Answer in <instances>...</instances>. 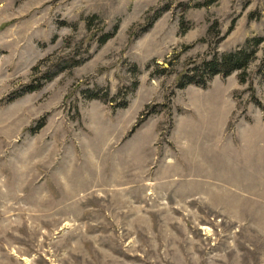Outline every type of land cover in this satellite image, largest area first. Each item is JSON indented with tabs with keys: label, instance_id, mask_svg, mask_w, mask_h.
I'll return each mask as SVG.
<instances>
[{
	"label": "rangeland",
	"instance_id": "1",
	"mask_svg": "<svg viewBox=\"0 0 264 264\" xmlns=\"http://www.w3.org/2000/svg\"><path fill=\"white\" fill-rule=\"evenodd\" d=\"M206 1L0 0V264H264V0Z\"/></svg>",
	"mask_w": 264,
	"mask_h": 264
},
{
	"label": "trees",
	"instance_id": "2",
	"mask_svg": "<svg viewBox=\"0 0 264 264\" xmlns=\"http://www.w3.org/2000/svg\"><path fill=\"white\" fill-rule=\"evenodd\" d=\"M215 0H207L206 3L214 2ZM162 12L161 9H157L153 15H146V24L142 28V30H146L149 28L154 19L160 15ZM92 17L87 19L89 22ZM89 24V23H88ZM217 21H214L213 25H216ZM180 25H183V21H181ZM212 25V26H213ZM117 28V25H114L111 29H103L101 28V32L97 37V44H104L109 38H111ZM211 29V27H210ZM262 37H253L250 38L246 45L242 48H238L235 50L226 51L223 53H218L214 51L210 56L207 57H197L188 60V66L177 76L176 79V88H184L189 84H193L202 88H206L208 86V82L212 79L213 76L220 74L222 76H227L231 74L233 71H239L238 73V81L240 83H244L247 81V72L246 67L249 62L254 58L257 46L262 42ZM81 61H75V65H78ZM262 64H264V55L262 58ZM37 68V67H36ZM62 68V67H61ZM62 69H57L53 72L47 73L43 78L44 82L51 79V77L57 74ZM165 70L164 67L159 68L160 72ZM42 85V83H38L37 85H33L32 83L25 86V89L15 92L11 98H16L24 94L25 92H30L36 90ZM133 86H136V83H133ZM91 98H107L108 94L98 95L97 93H90ZM251 99L257 104L260 105V102L254 95L252 94ZM165 106V105H164ZM167 106V105H166ZM165 106V107H166ZM148 106H146L147 109ZM147 112L153 113L156 112L155 107L151 106ZM145 109V110H146ZM146 112V113H147Z\"/></svg>",
	"mask_w": 264,
	"mask_h": 264
}]
</instances>
